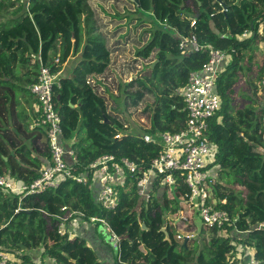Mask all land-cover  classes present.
Instances as JSON below:
<instances>
[{
	"label": "trees",
	"instance_id": "16d2710c",
	"mask_svg": "<svg viewBox=\"0 0 264 264\" xmlns=\"http://www.w3.org/2000/svg\"><path fill=\"white\" fill-rule=\"evenodd\" d=\"M127 1L137 21L136 34L131 20L127 26H114L109 36L89 0H0V173L30 183L51 164L48 126L42 123L41 103L31 91L42 61L59 74L54 98L62 117V144L73 149L77 159L68 161L76 174L89 178L87 184L66 178L57 188L26 196L0 188V245L21 264H36L34 249H41L55 264H105L84 238L58 232V216L76 210L69 220L100 217L107 221L121 236L120 255L130 264H232L230 257L237 254L235 231L245 232L239 242L253 248L256 260L264 264V96L253 93V82L248 92L235 93L241 82L240 62L250 60L259 77L263 72L259 44L264 36L259 27L264 23V0ZM130 13L117 11L113 17ZM192 20L201 42L231 53L216 80L221 106L209 119L208 137L218 147L217 159L210 165L218 169L209 199L226 209L233 223L224 228L203 224L197 237L184 246L175 234L184 228L176 216L187 197L186 184L180 180L166 184L154 177L151 199L145 202L137 192V181L162 151L161 133L177 132L186 125L180 90L209 57L207 51L179 48L178 33L188 34ZM247 30L251 35L242 37ZM131 38L136 42L132 44L135 59L118 65L115 59ZM141 59L149 62L140 72L136 62ZM150 93L153 102L147 99ZM20 94L35 97V113L23 115ZM141 104L147 120L135 133L125 112ZM13 120L18 122L19 141L7 143L2 132L8 131L4 126ZM104 154L128 157L141 168L138 174L128 173L116 187L115 209L99 204L97 192L90 187L94 171L88 165ZM67 205L70 208L63 210ZM196 228L190 222L185 227ZM114 260L116 264L118 254Z\"/></svg>",
	"mask_w": 264,
	"mask_h": 264
},
{
	"label": "built area",
	"instance_id": "2783aa9c",
	"mask_svg": "<svg viewBox=\"0 0 264 264\" xmlns=\"http://www.w3.org/2000/svg\"><path fill=\"white\" fill-rule=\"evenodd\" d=\"M191 31L188 34L178 33L179 48L184 52L207 51L208 60L201 69L192 71L187 84L180 90L187 111L186 125L177 132L166 131L161 133L160 141L162 151L157 155L149 169H147L137 181V192L145 201L151 199V188L154 177L161 178L163 183L173 184L177 180L182 181L188 188L187 197L183 198L188 205L187 211H192L196 207L200 213L202 223L208 228H224L232 224L230 213L226 209L216 207L210 201V185L214 176L210 165L215 162L218 154V147L212 143L208 137V122L221 106V98L215 89L218 75L223 66L228 63L231 53L214 47L212 44L200 41L196 33V21L191 22ZM252 31L247 30L242 33V37L251 35ZM60 58L56 59L59 62ZM40 71L38 81L31 85V91L37 97L42 106V123L48 126V142L51 152V164L45 165L38 178L30 183H20L0 173V188L10 191L16 195L26 196L47 189L57 188L66 177H73L77 182L87 184L89 178L84 175L73 174V166L67 158L73 159V149H67L62 144V117L55 103V85L58 84L57 75L52 72L50 66L40 61ZM259 86L264 89V67L258 81ZM122 134H117L120 138ZM147 139H151L147 137ZM210 166V167H209ZM90 170L94 171L93 182L100 185L97 192V201L108 209H115L119 202V194L116 187L125 182L127 174H138L141 170L137 161L128 157L118 159L113 154H104L89 164ZM92 187V183L90 185ZM226 203V199L223 200ZM70 206H63L66 210ZM76 210L69 211L68 214L58 217L60 223L58 232L64 234L70 230L69 220ZM80 218V217H77ZM183 220L184 224L177 238L189 240L196 236L193 230L185 227L191 221V217L185 213L176 218V221ZM69 221V222H68ZM92 222L101 223L104 233L115 254H118L116 264H130L124 261L120 255L122 245L121 236L112 226L100 217H92ZM100 225V224H99ZM69 227V228H67ZM71 234V232H69ZM0 245V264H21V259L12 261L10 255ZM237 258V257H236ZM238 259V258H237ZM232 264H239L231 258ZM249 264H260L255 257L250 259Z\"/></svg>",
	"mask_w": 264,
	"mask_h": 264
},
{
	"label": "crops",
	"instance_id": "0c3cea01",
	"mask_svg": "<svg viewBox=\"0 0 264 264\" xmlns=\"http://www.w3.org/2000/svg\"><path fill=\"white\" fill-rule=\"evenodd\" d=\"M259 33H260V36L262 38V36H264V23L260 25ZM259 47L262 50V52L264 53V40L261 41V43L259 44ZM242 64H244V65L242 66ZM238 68H239V72L241 75V82L237 86L235 93L237 94L239 92H248L249 91L248 89L251 85L250 82H253V84L257 85L256 89L251 88L253 93H256L260 97L264 96V89H262L258 84L260 77L257 76V74L255 72V71H257V69H255V66L252 64V62L250 60H246L245 62H240ZM26 84H27V82L24 83V86H28ZM19 100H20V110L24 116H28L29 114H33L36 112L37 105H36L35 97L31 98L28 95L24 96V94H20ZM261 106H262V109L264 110V98L261 100ZM259 110H261V109H259ZM17 124H18V122H15V120L7 122L5 124L4 127L6 129H8V131L3 130L2 133H3L4 139L7 143L11 142L13 139L16 142L19 141L16 137V132H15ZM68 160L71 161L70 158H68ZM33 166H35V165H33ZM217 169L218 168L216 166H214L212 169V174L214 176V179L217 176ZM91 188H92V191L93 190L96 191V190H99L100 185L98 182H93V180H92V187ZM151 190H152V188H151ZM187 210H188V205L183 200L181 202V205H180V211L176 217H179L182 214V212L185 213L187 216L191 217L190 223H193L197 227L196 229L193 230L196 233V236L194 238H196L200 228L204 225L200 219L201 218L200 213L196 207H193L192 211H187ZM175 218H173V219H175ZM71 225H72V223H70L69 226L71 227ZM87 225H89V226H87ZM77 233H78L79 237L84 238L87 241V243L96 251L100 261H102L105 264H114L115 253L112 249V246L107 241V238H106V235L104 233V229H103L102 225L82 224L79 226ZM244 234H245V232L241 233V231H235V233L233 235V241H235L236 244L241 245L242 251L240 253H237L236 256L232 255L230 257V259L234 258V260L236 259L235 261H240L239 264H249L250 259L255 257V250L253 248L248 247V246L247 247L243 246L242 245L243 243L239 242V238L245 237ZM74 236H76V235H74ZM74 236H72V237H74ZM245 252L249 253L246 257L244 254ZM35 263L38 264V262H35ZM41 263L45 264L43 262H41ZM47 264H55V263L51 259H49Z\"/></svg>",
	"mask_w": 264,
	"mask_h": 264
},
{
	"label": "rangeland",
	"instance_id": "374dc122",
	"mask_svg": "<svg viewBox=\"0 0 264 264\" xmlns=\"http://www.w3.org/2000/svg\"><path fill=\"white\" fill-rule=\"evenodd\" d=\"M89 4L92 7V9L94 10L96 16L100 17L102 19L101 21L103 22L104 29H108L110 31L108 33L109 36H112L111 34L114 31L113 30L114 26H116V25H119V27L120 26L123 27V25L127 26L131 20L132 21H131L130 24L133 27L132 30H133L134 33L136 32L135 24L137 23V21H136V19L133 20V17H134V14L132 12L133 11V7L132 6L129 7V1H127V0L126 1H122V0H89ZM129 10L131 11V13L128 15V17L127 16L126 17H122V18H117V17L114 18L113 17V15H116L117 11H120L122 15H127L129 13ZM81 26H82V24H81ZM141 30H142L141 27L138 28L137 29V33L140 34ZM84 34L85 33H84L83 29H82V31H81V41L82 42H84V39H85V35ZM111 39H115V38H111ZM111 42H113V41L111 40ZM111 44H112V47L116 46L115 42H113ZM132 44H136V42L134 41V39L131 38L130 40H128L125 48H123V51L118 53L119 56L117 55V57L115 59L118 65H121L123 63H128V61H131V60L135 59V57H134V52L135 51L133 50ZM122 45H125V44H122ZM80 51L81 50L79 49V52ZM74 57L75 56H72L70 58V60H72ZM70 60H68L64 64V66H63L64 69H67L68 65L70 64V62H69ZM148 62H149V60H143V59H141L140 61L136 62L137 63V67L140 70V72L144 70V66ZM136 63H134V65ZM243 65L244 64H242V66ZM116 69H117V71H119L120 67L116 66ZM255 69H256V66H255ZM116 73H118V72H116ZM118 74L120 75V73H118ZM115 76H116V74H114L112 78H114ZM58 77H59V74L57 75V78ZM125 77H126V75H125ZM130 79H132V78L129 77V80ZM147 99H148L149 102H153L155 100V97L153 96L152 93H150L149 96L147 97ZM109 103L112 104L113 106H115L114 102L109 101ZM247 104L249 105V103H247ZM143 107H144V105L141 104V105H139L136 108L135 107H131L128 112H125L126 116L128 117V123H129L130 129L132 127V131H134L135 133H140L141 132V129H140L141 127L140 126L144 125L146 123L145 119L147 120L146 115L141 114L142 113L141 109H143ZM72 172L75 175H79V174H76L74 172V169L72 170ZM66 178H71V179L75 180L73 177H66ZM82 184H84V183H82ZM92 193L95 194V191L93 190ZM71 223H72V225H71V227L69 226L70 230L68 231V232H71V236H74V235L78 236L77 230H78L79 226L82 225V224H91V225L94 224L95 225V223L92 222V217H90V219L76 218V219H73L71 221ZM87 226H89V225H87ZM171 229L175 233L174 228L172 227ZM175 237H176L177 241H179L180 243H183V239L182 240L178 239L177 238V234H175ZM241 251H242L241 245L237 244V253H240ZM31 254H32L33 258H34V262H38V264H42L41 262H44L45 264H47V262L49 261V258L46 257V255L43 256L41 249H37V250L34 249V250L31 251ZM244 254H245V257H246L249 253L245 252ZM9 255H10L12 261L18 259L13 254H9ZM234 255L236 256V254H234Z\"/></svg>",
	"mask_w": 264,
	"mask_h": 264
},
{
	"label": "water",
	"instance_id": "95a60500",
	"mask_svg": "<svg viewBox=\"0 0 264 264\" xmlns=\"http://www.w3.org/2000/svg\"><path fill=\"white\" fill-rule=\"evenodd\" d=\"M157 63V60L155 62L152 63V67H154ZM143 227H145V224L143 225ZM165 230V228H164ZM165 233H166V238L170 240V236L168 234V232L165 230ZM189 242V237H185L184 240H183V245L186 246ZM200 245H201V248H203V240H200L199 241Z\"/></svg>",
	"mask_w": 264,
	"mask_h": 264
},
{
	"label": "clouds",
	"instance_id": "9594fccd",
	"mask_svg": "<svg viewBox=\"0 0 264 264\" xmlns=\"http://www.w3.org/2000/svg\"><path fill=\"white\" fill-rule=\"evenodd\" d=\"M184 240V239H183Z\"/></svg>",
	"mask_w": 264,
	"mask_h": 264
}]
</instances>
